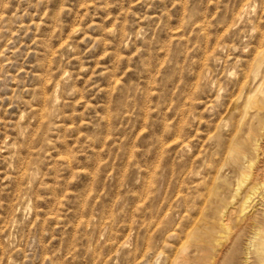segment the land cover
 <instances>
[{"label": "rangeland", "instance_id": "374dc122", "mask_svg": "<svg viewBox=\"0 0 264 264\" xmlns=\"http://www.w3.org/2000/svg\"><path fill=\"white\" fill-rule=\"evenodd\" d=\"M263 51L264 0H0V264H241L193 232L264 127Z\"/></svg>", "mask_w": 264, "mask_h": 264}, {"label": "bare ground", "instance_id": "6f19581e", "mask_svg": "<svg viewBox=\"0 0 264 264\" xmlns=\"http://www.w3.org/2000/svg\"><path fill=\"white\" fill-rule=\"evenodd\" d=\"M263 61L264 51L258 56L256 67H259ZM259 93L262 95L261 99L254 96L248 98V102H257L262 108V112H257L254 118L251 117L250 122L256 118L259 123L264 119V89ZM253 132L254 130L250 129L248 135L235 140L229 150L231 154L229 166L237 171V174H234L235 184L229 201L222 202L223 205H218L213 210V214L219 215L215 222L208 226L204 224L193 232L194 246L207 251L218 246L221 240L235 242L241 234L245 233L248 243L244 248L243 257H240L241 264H264V167H262L264 152L261 149L264 127L257 135H253ZM227 185L225 183L223 187ZM231 222L235 223L236 231L233 234L230 231L231 236L217 238L214 233L215 227L220 228L224 233L229 231ZM207 257V254L199 256L194 264H216L214 257H210L209 260Z\"/></svg>", "mask_w": 264, "mask_h": 264}]
</instances>
